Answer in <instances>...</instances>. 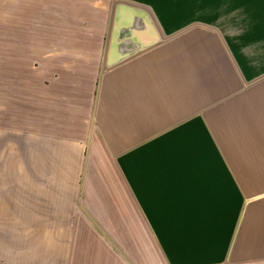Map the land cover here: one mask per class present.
Masks as SVG:
<instances>
[{
  "label": "crops",
  "instance_id": "0c3cea01",
  "mask_svg": "<svg viewBox=\"0 0 264 264\" xmlns=\"http://www.w3.org/2000/svg\"><path fill=\"white\" fill-rule=\"evenodd\" d=\"M119 2L166 41L107 68ZM4 222L0 264H264V0H0Z\"/></svg>",
  "mask_w": 264,
  "mask_h": 264
},
{
  "label": "water",
  "instance_id": "95a60500",
  "mask_svg": "<svg viewBox=\"0 0 264 264\" xmlns=\"http://www.w3.org/2000/svg\"><path fill=\"white\" fill-rule=\"evenodd\" d=\"M165 41L148 10L119 2L114 8L104 64L112 68Z\"/></svg>",
  "mask_w": 264,
  "mask_h": 264
},
{
  "label": "rangeland",
  "instance_id": "374dc122",
  "mask_svg": "<svg viewBox=\"0 0 264 264\" xmlns=\"http://www.w3.org/2000/svg\"><path fill=\"white\" fill-rule=\"evenodd\" d=\"M197 34H191L187 38L188 44L187 47H213L211 42L207 39L204 34H200V36H196ZM209 45V46H208ZM3 226H5L4 223H0ZM17 226H7L4 228H0V254H3L5 257L8 258V261L10 262L12 260L11 254H8V256L5 255L4 252H14L17 247V242L15 239L14 234L17 233ZM37 234L36 229L33 227L29 228V237H28V251H29V259L30 262L35 263L36 262V251H37ZM12 250V251H11ZM15 254V253H14Z\"/></svg>",
  "mask_w": 264,
  "mask_h": 264
}]
</instances>
